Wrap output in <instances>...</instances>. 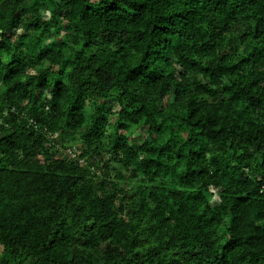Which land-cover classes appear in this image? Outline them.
<instances>
[{
    "label": "clouds",
    "instance_id": "9594fccd",
    "mask_svg": "<svg viewBox=\"0 0 264 264\" xmlns=\"http://www.w3.org/2000/svg\"><path fill=\"white\" fill-rule=\"evenodd\" d=\"M158 3L0 0V264L59 247L65 264H264V0L195 27ZM57 170L83 173L86 215L48 187Z\"/></svg>",
    "mask_w": 264,
    "mask_h": 264
},
{
    "label": "trees",
    "instance_id": "16d2710c",
    "mask_svg": "<svg viewBox=\"0 0 264 264\" xmlns=\"http://www.w3.org/2000/svg\"><path fill=\"white\" fill-rule=\"evenodd\" d=\"M249 3L252 7H256V0H249ZM157 7L161 10L162 14L164 15V19H170L171 17H182L183 19L188 21V24L186 27H195L197 26L194 21L198 22L201 19V10L203 12L208 13L210 15H213V18L216 19L220 16H223L225 19H227V13L231 11H235L231 8V0H203V3L201 0H159V3ZM238 10V9H237ZM9 15H11L9 13ZM18 16L19 13H16ZM261 20H264V16L260 17L256 22V27L259 28V23ZM15 17H12V20L10 22L14 23ZM3 21L0 20V25H2ZM148 25H145L143 23L137 24L133 31L139 32L141 36H143V33L148 30ZM157 27H159L160 32H156ZM152 32H156V41L158 44H163L164 46H167L170 42H172L175 38V31L173 30V25L171 23H160L158 25H152L151 28ZM247 35V33H245ZM85 47H87V44H85ZM203 45H201V48ZM251 55V54H250ZM220 60L223 61L224 57H220ZM248 60V57H242L238 64H224V67L237 69L238 65H243ZM194 61L193 63H195ZM151 70V69H149ZM255 83V82H253ZM173 104L175 105V108L173 111L178 110L180 108H184L183 105L176 104V101L173 100ZM187 111V109H184ZM236 111H241L240 109H237ZM222 116L226 115L227 112L225 110H221L220 113ZM66 155L71 156L73 159H75V156L69 152L66 153ZM54 175L64 177V181L62 183H53L51 176L47 178V185L49 188H53L54 191L58 196L62 198V202L68 207V211L72 215H79L84 216L88 212L91 211L92 206L89 203L88 207L84 209V211H81V207L85 203L84 196L80 195V183L77 179H70L69 177H77L82 178L83 173L79 170H69L68 172H64L61 170H57ZM133 195H135L133 193ZM21 198L25 202H31V200L35 199V197H29L23 193V190L21 191ZM140 198L137 197V201ZM239 199V198H238ZM136 201H129V204L131 206L132 203H135ZM36 216L37 218L34 220V223L37 227L43 226V221H41L38 217L40 216V213L38 210H36ZM129 222H132L129 219ZM69 251L68 249L59 247V248H48V249H41V259H47L48 255L51 254L53 258L59 257V260L55 261V264H65V261L71 260V257L65 256L64 253ZM173 255H179V251L176 249L170 250Z\"/></svg>",
    "mask_w": 264,
    "mask_h": 264
}]
</instances>
